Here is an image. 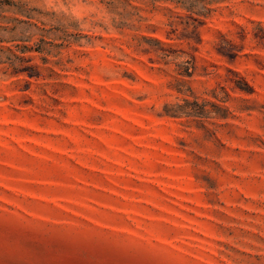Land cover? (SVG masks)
Returning <instances> with one entry per match:
<instances>
[{
  "label": "rangeland",
  "instance_id": "rangeland-1",
  "mask_svg": "<svg viewBox=\"0 0 264 264\" xmlns=\"http://www.w3.org/2000/svg\"><path fill=\"white\" fill-rule=\"evenodd\" d=\"M0 264H264V0H0Z\"/></svg>",
  "mask_w": 264,
  "mask_h": 264
},
{
  "label": "trees",
  "instance_id": "trees-1",
  "mask_svg": "<svg viewBox=\"0 0 264 264\" xmlns=\"http://www.w3.org/2000/svg\"><path fill=\"white\" fill-rule=\"evenodd\" d=\"M185 3V2H184ZM189 8V7H188ZM190 9H191V7H190Z\"/></svg>",
  "mask_w": 264,
  "mask_h": 264
}]
</instances>
